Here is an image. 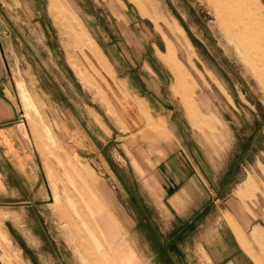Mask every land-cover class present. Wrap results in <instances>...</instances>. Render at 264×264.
<instances>
[{
    "label": "rangeland",
    "instance_id": "374dc122",
    "mask_svg": "<svg viewBox=\"0 0 264 264\" xmlns=\"http://www.w3.org/2000/svg\"><path fill=\"white\" fill-rule=\"evenodd\" d=\"M0 17L44 179L26 219L0 229V264H149L165 139L221 167V194L245 164L264 171V0H0Z\"/></svg>",
    "mask_w": 264,
    "mask_h": 264
},
{
    "label": "crops",
    "instance_id": "0c3cea01",
    "mask_svg": "<svg viewBox=\"0 0 264 264\" xmlns=\"http://www.w3.org/2000/svg\"><path fill=\"white\" fill-rule=\"evenodd\" d=\"M8 32L0 17V223H4L0 229L7 234L10 220H25L28 203L44 194L40 153L12 96L16 90L6 54L5 45L11 43ZM155 48L159 58L166 52L157 44ZM174 71L179 73L181 69L174 67ZM131 73L121 76L126 90ZM51 96L46 103H61ZM62 119L50 116L58 136L70 141V123ZM171 133L175 135L174 128ZM156 149L152 157L164 190L160 198L155 197V205L152 203V224L160 241L148 243L149 264H264L262 167L245 164L242 173L239 171L235 179L228 181L231 190L221 194L220 189L227 185L220 179L221 167L206 159L202 149L187 150L173 139L163 140ZM240 186L241 195L237 192ZM100 220L106 234L116 235V224L106 216Z\"/></svg>",
    "mask_w": 264,
    "mask_h": 264
}]
</instances>
